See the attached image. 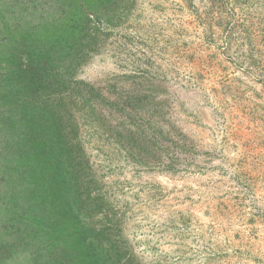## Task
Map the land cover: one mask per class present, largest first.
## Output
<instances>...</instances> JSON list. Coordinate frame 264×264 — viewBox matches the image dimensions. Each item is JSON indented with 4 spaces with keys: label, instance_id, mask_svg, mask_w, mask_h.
<instances>
[{
    "label": "rangeland",
    "instance_id": "rangeland-1",
    "mask_svg": "<svg viewBox=\"0 0 264 264\" xmlns=\"http://www.w3.org/2000/svg\"><path fill=\"white\" fill-rule=\"evenodd\" d=\"M79 43L83 195L15 71ZM0 264H264V0H0Z\"/></svg>",
    "mask_w": 264,
    "mask_h": 264
},
{
    "label": "trees",
    "instance_id": "trees-1",
    "mask_svg": "<svg viewBox=\"0 0 264 264\" xmlns=\"http://www.w3.org/2000/svg\"><path fill=\"white\" fill-rule=\"evenodd\" d=\"M108 16L111 17V15ZM89 22H91V19H88ZM26 47L24 48V60L19 59V64L15 68L17 81L22 83L24 93L29 94L30 100L24 105V108L28 105L29 113L33 114L37 119H52V122H42L46 127L44 128L45 132L36 129L34 131L36 135L31 136L43 138L49 135L51 139L61 141L62 149L65 147L61 153H64L66 157L68 156V164L71 167L73 165L69 178L75 182L79 194L83 195L89 186V182L82 170L84 167L82 149L78 143L73 142L76 134L74 125L72 123H64L62 120L66 116H68V119H72L70 106L65 101L63 94L64 88L66 90V87L68 88L71 84L66 77L71 75L68 70L72 66V61L75 60L76 53L78 54L81 48V43L75 49L76 51L72 59L62 61L61 63H58L55 58L50 57L49 53H35L33 49H31L33 52L30 53V51L26 50ZM56 58L58 59V57ZM65 62L69 63L64 64ZM43 91L44 93L46 91V95L40 99ZM51 98L53 100H50ZM79 201H81V205L85 204L84 199ZM109 238L106 239L109 240Z\"/></svg>",
    "mask_w": 264,
    "mask_h": 264
}]
</instances>
